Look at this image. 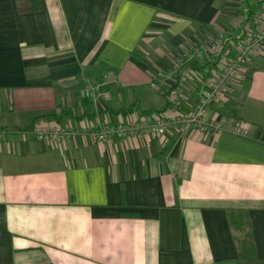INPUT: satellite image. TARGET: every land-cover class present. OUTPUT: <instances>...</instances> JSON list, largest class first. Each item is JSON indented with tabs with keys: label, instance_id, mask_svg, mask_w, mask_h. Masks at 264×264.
I'll list each match as a JSON object with an SVG mask.
<instances>
[{
	"label": "crops",
	"instance_id": "obj_1",
	"mask_svg": "<svg viewBox=\"0 0 264 264\" xmlns=\"http://www.w3.org/2000/svg\"><path fill=\"white\" fill-rule=\"evenodd\" d=\"M34 1L0 0V264H264V47L207 108L226 119L220 133L82 132L167 110L150 73L230 28L237 0ZM209 58L170 84L182 111ZM103 81L109 99L80 96ZM238 121L246 135L232 133ZM37 123L75 134L42 142ZM239 213L252 243L240 250Z\"/></svg>",
	"mask_w": 264,
	"mask_h": 264
},
{
	"label": "built area",
	"instance_id": "obj_2",
	"mask_svg": "<svg viewBox=\"0 0 264 264\" xmlns=\"http://www.w3.org/2000/svg\"><path fill=\"white\" fill-rule=\"evenodd\" d=\"M236 19L228 29H220L208 44L191 45L173 60L171 68L156 69L150 73L149 87L159 84L166 87L169 108L161 112L146 114L140 118H122L112 124L82 128L97 142H110L125 138L160 136L168 131L193 129L202 133L216 134L224 129V117L208 118L209 105L217 102L225 93L241 67L256 52L264 47V0H237ZM207 53L211 59L209 70L197 72L201 92L189 109L182 111L184 98L176 87L177 79L193 76L196 72L191 59ZM204 84L203 82H205ZM203 81V82H202ZM106 82L88 83L80 88V96L89 102L110 98L104 87ZM34 137L42 142L60 143L69 140L75 131L57 123H37L31 128ZM233 134L246 135L247 128L238 121L231 129ZM4 131L0 128V138Z\"/></svg>",
	"mask_w": 264,
	"mask_h": 264
},
{
	"label": "trees",
	"instance_id": "obj_3",
	"mask_svg": "<svg viewBox=\"0 0 264 264\" xmlns=\"http://www.w3.org/2000/svg\"><path fill=\"white\" fill-rule=\"evenodd\" d=\"M31 6H36V3L34 0H31L30 2ZM233 229L237 232H239V236L237 237V248L242 249L244 247H250L252 245L250 236L248 234V228H247V222L245 221V216L242 213H239L238 216L234 217L232 219ZM247 247V248H248Z\"/></svg>",
	"mask_w": 264,
	"mask_h": 264
}]
</instances>
